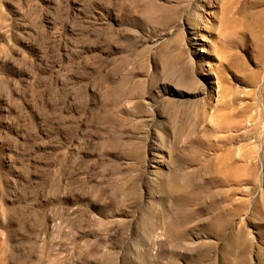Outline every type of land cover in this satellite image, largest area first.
<instances>
[{
    "label": "rangeland",
    "instance_id": "374dc122",
    "mask_svg": "<svg viewBox=\"0 0 264 264\" xmlns=\"http://www.w3.org/2000/svg\"><path fill=\"white\" fill-rule=\"evenodd\" d=\"M0 264H264V0H0Z\"/></svg>",
    "mask_w": 264,
    "mask_h": 264
}]
</instances>
